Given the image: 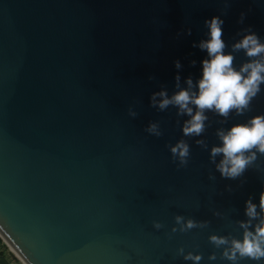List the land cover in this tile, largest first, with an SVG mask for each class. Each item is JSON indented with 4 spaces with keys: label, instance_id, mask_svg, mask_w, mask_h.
<instances>
[{
    "label": "water",
    "instance_id": "95a60500",
    "mask_svg": "<svg viewBox=\"0 0 264 264\" xmlns=\"http://www.w3.org/2000/svg\"><path fill=\"white\" fill-rule=\"evenodd\" d=\"M222 7V0H0V239L21 264H192L180 246L200 252L199 264H229L208 235L239 237L244 200H258L264 182V155L230 180L209 148L219 143L218 128L264 113V84L242 114L206 111L199 136L182 134L188 117L174 106L149 104L152 92L175 91L177 72L181 86L199 77L206 53L193 41L205 38L203 20ZM223 19L228 45L246 25L264 39V0H230ZM247 59L234 52L236 66ZM150 121L159 136L145 131ZM179 139L190 153L182 167L167 147ZM176 215L198 226L172 232ZM0 264L16 263L0 248Z\"/></svg>",
    "mask_w": 264,
    "mask_h": 264
},
{
    "label": "clouds",
    "instance_id": "9594fccd",
    "mask_svg": "<svg viewBox=\"0 0 264 264\" xmlns=\"http://www.w3.org/2000/svg\"><path fill=\"white\" fill-rule=\"evenodd\" d=\"M221 14L206 17L203 24L207 31L205 38L193 41V46L203 50L206 55L200 61V75L195 80L185 77L184 86L180 84V75H174V88L171 94L161 88L149 96V104L163 111L169 105L176 108L177 114L186 115L181 124V132L185 136H199L205 129L206 111L227 117L230 112L242 114L247 111L252 99L261 91L264 84V39L252 30L251 25L238 29L237 36L230 45L226 44L222 36L223 11L230 5V0H222ZM245 11H240L236 20L243 24ZM184 31L191 33V28ZM226 48L230 50L225 51ZM242 50L248 58L239 66L234 64V52ZM195 63V61H193ZM175 68L181 67L178 59L173 61ZM136 111L130 105L129 116H136ZM145 131L159 136V125L150 121ZM216 136L218 144L209 148V160L222 178L234 180L241 177L245 170L253 165L257 156L264 155V113L248 117L244 122L234 123L227 129L218 128ZM195 143L202 144V140ZM172 158L178 161V167L187 164L189 145L184 139L168 145ZM217 156L219 159L217 160ZM243 220L237 221L240 228L239 237L210 233L208 240L220 249V256L229 264H239L241 260L264 264V182L260 185L258 200L251 195L244 200ZM215 214V213H214ZM175 224L171 231L184 232L198 226V222L181 215L174 217ZM206 222H199L203 227ZM154 229H160L158 220L152 221ZM183 260L199 264L202 259L200 252L185 251L183 246L176 249ZM216 259V254L209 253L208 260Z\"/></svg>",
    "mask_w": 264,
    "mask_h": 264
},
{
    "label": "rangeland",
    "instance_id": "374dc122",
    "mask_svg": "<svg viewBox=\"0 0 264 264\" xmlns=\"http://www.w3.org/2000/svg\"><path fill=\"white\" fill-rule=\"evenodd\" d=\"M2 241V240H1ZM6 246V245H5ZM5 250H8L9 251V248L6 246V249ZM10 252V251H9ZM10 255H11V257L10 258H13L12 260H17L18 261V259L16 258V256H14V254L12 253V252H10Z\"/></svg>",
    "mask_w": 264,
    "mask_h": 264
},
{
    "label": "crops",
    "instance_id": "0c3cea01",
    "mask_svg": "<svg viewBox=\"0 0 264 264\" xmlns=\"http://www.w3.org/2000/svg\"><path fill=\"white\" fill-rule=\"evenodd\" d=\"M0 248L9 256V257H11V255H10V252L8 251V250H5V248L0 244ZM11 259H13V258H11Z\"/></svg>",
    "mask_w": 264,
    "mask_h": 264
},
{
    "label": "built area",
    "instance_id": "2783aa9c",
    "mask_svg": "<svg viewBox=\"0 0 264 264\" xmlns=\"http://www.w3.org/2000/svg\"><path fill=\"white\" fill-rule=\"evenodd\" d=\"M2 243H3V242H2ZM3 244H4V243H3ZM4 245H5V244H4ZM16 258H17V257H16ZM17 259H18V258H17ZM13 261H14V260H13ZM14 262H15L16 264H21L19 259H18V261L15 260Z\"/></svg>",
    "mask_w": 264,
    "mask_h": 264
},
{
    "label": "trees",
    "instance_id": "16d2710c",
    "mask_svg": "<svg viewBox=\"0 0 264 264\" xmlns=\"http://www.w3.org/2000/svg\"><path fill=\"white\" fill-rule=\"evenodd\" d=\"M0 244L6 249V246L2 243L1 239H0Z\"/></svg>",
    "mask_w": 264,
    "mask_h": 264
}]
</instances>
